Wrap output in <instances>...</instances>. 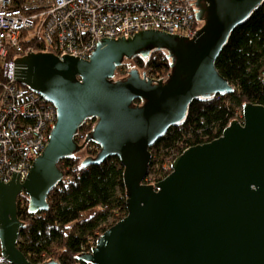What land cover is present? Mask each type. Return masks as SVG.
<instances>
[{
    "label": "water",
    "instance_id": "water-1",
    "mask_svg": "<svg viewBox=\"0 0 264 264\" xmlns=\"http://www.w3.org/2000/svg\"><path fill=\"white\" fill-rule=\"evenodd\" d=\"M263 1L188 0L197 22L193 37L144 30L97 40L88 59L40 51L13 58V79L52 104L56 121L26 179L12 172L10 182L0 181L2 256L33 264L17 248L25 226L18 197H28L31 215L46 212L49 193L63 179L58 163L94 143L98 153L81 166L118 158L127 213L76 256L78 264H264V106L243 104L241 120L220 137L187 148L165 178L144 183L150 148L184 120L190 104L234 92L215 63L232 31ZM151 50L167 52L166 78L137 69L115 77L125 60L147 58ZM88 119L94 125L79 144Z\"/></svg>",
    "mask_w": 264,
    "mask_h": 264
},
{
    "label": "trees",
    "instance_id": "trees-1",
    "mask_svg": "<svg viewBox=\"0 0 264 264\" xmlns=\"http://www.w3.org/2000/svg\"><path fill=\"white\" fill-rule=\"evenodd\" d=\"M35 48L43 49L39 44ZM215 66L234 92L199 98L190 104L184 120L170 127L150 148L152 157L145 184L165 178L171 172H164L165 163L174 161L184 150L220 137L231 121L241 120L243 104L264 106V1L232 31ZM132 69L154 79L166 78L171 71L170 59L164 50H151L147 58L125 60L115 77L124 78ZM93 125V119L84 122L75 139L79 144ZM93 145L86 144L81 152L58 163L63 179L49 193L46 212L31 215L28 197H18L17 215L25 226L17 248L31 263L55 260L60 264H78L76 256L90 251L103 232L126 216V188L118 158L109 157L100 165L81 166L86 156L98 153L99 147L92 149Z\"/></svg>",
    "mask_w": 264,
    "mask_h": 264
},
{
    "label": "built area",
    "instance_id": "built-area-1",
    "mask_svg": "<svg viewBox=\"0 0 264 264\" xmlns=\"http://www.w3.org/2000/svg\"><path fill=\"white\" fill-rule=\"evenodd\" d=\"M194 13L188 0H0V181L10 182L12 172L26 179L56 121L52 104L13 79V58L40 51L88 59L97 40L144 30L193 37ZM1 252L0 242V264H11Z\"/></svg>",
    "mask_w": 264,
    "mask_h": 264
}]
</instances>
